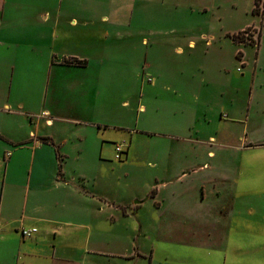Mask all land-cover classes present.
<instances>
[{
    "label": "crops",
    "instance_id": "0c3cea01",
    "mask_svg": "<svg viewBox=\"0 0 264 264\" xmlns=\"http://www.w3.org/2000/svg\"><path fill=\"white\" fill-rule=\"evenodd\" d=\"M151 2L0 0V264H82L89 253L101 260L86 264H264V165L244 164L264 139L254 131L247 142L239 90L204 86L209 124H244L211 130L206 162L197 149L142 151L164 178L123 195L102 171L118 143L100 130L116 126L113 92L128 83L119 69ZM152 205L164 229L158 263L147 232L130 231Z\"/></svg>",
    "mask_w": 264,
    "mask_h": 264
},
{
    "label": "rangeland",
    "instance_id": "374dc122",
    "mask_svg": "<svg viewBox=\"0 0 264 264\" xmlns=\"http://www.w3.org/2000/svg\"><path fill=\"white\" fill-rule=\"evenodd\" d=\"M254 7V0H152L145 14L147 23L134 30V54L119 69L127 70L128 83L123 90L113 92L109 116L116 126L100 130L111 143L125 144L121 158L109 156L114 164L102 170L113 175L120 195L146 182L163 180L159 168L147 166L142 151L197 149L204 152L200 159L206 162L205 151L212 147V140L208 142L211 130L234 131L244 125L232 120L224 124L212 120L209 124L215 101L208 99L204 86L212 91L239 90L246 103L242 107L247 142L254 139L249 136L254 131L264 139V0L259 2L258 13L253 12ZM238 33L241 39L252 40L236 42L232 36ZM238 52H242L241 58L236 56ZM195 90L198 101L186 98L185 94ZM126 148L131 150L129 157ZM244 164L264 165V149L251 150ZM151 208L149 220H135L130 231L136 232L135 236L147 232L143 244L155 252L153 261L158 263L165 246L161 242L164 229L155 215L156 205ZM92 221L90 229L100 222ZM85 228L82 247L91 232ZM94 240L97 242V237ZM87 256L82 264L101 260L98 255Z\"/></svg>",
    "mask_w": 264,
    "mask_h": 264
},
{
    "label": "trees",
    "instance_id": "16d2710c",
    "mask_svg": "<svg viewBox=\"0 0 264 264\" xmlns=\"http://www.w3.org/2000/svg\"><path fill=\"white\" fill-rule=\"evenodd\" d=\"M259 2H260V0H254V4H255V7H254V9H253V12H254V13H258V12H259V11H258V5H259ZM232 38H233V40L236 41V42H246V41H249V42H250V41L252 40L251 37H245L244 39H241V38H243V36H241L240 33H238V34H234V35L232 36ZM236 56H237L238 58H241V53L238 52ZM65 62L68 63V64L76 63V64H82V65H84V64L86 63V61H84V60L80 61V60H76V59H67V60H65ZM41 139H42V141H44V142H51V140H50L49 138H47V137H42ZM51 143H52V142H51ZM60 171H61V164L59 165V172H60Z\"/></svg>",
    "mask_w": 264,
    "mask_h": 264
},
{
    "label": "built area",
    "instance_id": "2783aa9c",
    "mask_svg": "<svg viewBox=\"0 0 264 264\" xmlns=\"http://www.w3.org/2000/svg\"><path fill=\"white\" fill-rule=\"evenodd\" d=\"M124 150L123 148V144L122 143H118L115 145V158L120 159L121 158V154ZM36 230V228H31V229H22L21 233L23 236H30L34 231Z\"/></svg>",
    "mask_w": 264,
    "mask_h": 264
}]
</instances>
